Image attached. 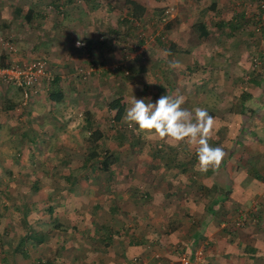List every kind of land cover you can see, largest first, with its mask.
Here are the masks:
<instances>
[{
  "label": "crops",
  "instance_id": "0c3cea01",
  "mask_svg": "<svg viewBox=\"0 0 264 264\" xmlns=\"http://www.w3.org/2000/svg\"><path fill=\"white\" fill-rule=\"evenodd\" d=\"M134 1L144 8L139 21L146 30L139 43L143 53L118 52L104 39L96 59L78 45L90 35L98 40L94 29L114 24L117 14L129 18L127 0H81L72 5V0H0V63L45 58L52 74L28 101H22L20 89L0 83V172L3 168L12 174L10 179L3 176L1 185V225L6 234L18 236L7 240L3 253L9 264L53 258L66 264H134V259L138 264H176L174 249L192 250L201 234L207 244L204 264L261 262L244 251L249 245L257 248L255 256L263 254L264 264V181L247 167L249 161L264 163L261 0ZM64 7L91 16L55 19L52 9ZM205 8L203 22L209 34L199 37L193 23ZM151 30H156L153 35ZM7 42L13 44V52ZM175 62L180 67L171 68ZM124 69L130 73L124 75ZM89 71V84L81 85L79 77ZM52 90L60 91L61 99H50ZM167 94H183V107H202L214 117L209 143L227 153L218 170L200 172L197 158L177 162L197 157L195 148L146 137L134 128L126 147L131 152L115 154L131 158L132 164L119 165L118 158L108 170L86 166L91 176L74 177L70 173L81 165L50 163L32 168L37 176L26 184L18 179L29 152H70L76 149L71 140L81 141L85 132L93 145L103 139L106 148L117 149L115 140L124 137L114 124L125 123L132 97L154 103ZM116 98L124 108L120 121L114 120L116 110L109 105ZM70 110L80 117L72 124L60 117L70 115ZM134 141L144 152H132ZM161 142L168 144L169 152L152 154L155 143ZM136 159L147 165L141 169ZM139 192L147 199L141 201ZM258 196L263 202L259 231L251 219L234 241L227 240L220 227L225 218L221 212ZM151 249L169 261L154 263L148 256Z\"/></svg>",
  "mask_w": 264,
  "mask_h": 264
},
{
  "label": "rangeland",
  "instance_id": "374dc122",
  "mask_svg": "<svg viewBox=\"0 0 264 264\" xmlns=\"http://www.w3.org/2000/svg\"><path fill=\"white\" fill-rule=\"evenodd\" d=\"M81 2V0H72V2H70V5L72 4H75L76 2ZM53 10V15H54V18L57 19L58 18H61V16L63 18H65L64 20L66 19H69L71 20L72 18H78L79 16H91L90 12L88 11H85L83 13L79 12L80 14H78L77 11H75V9H73L72 7V11L70 10H67L65 7L64 8H58L56 10L52 9ZM108 13V12H106ZM72 14L74 15H79V16H74L72 17ZM57 16V17H56ZM117 21H114V24H100L99 25V28L98 29H94L96 30L95 33H98L96 34V36H100L99 38H104L105 39V43H109L111 45H114L113 46V49L118 51V52H122L121 50H124L125 52H133L134 49H133V46L136 45L137 43H141V40L143 38H145V34H146V30L144 29V25H141L139 24L138 26L137 25H133V23L131 22L130 23V19H128L127 17L123 16L122 14H117ZM93 19V17H91ZM61 20V19H60ZM94 25V24H93ZM156 30H151V35H153V33L155 32ZM141 33L144 34L143 36H141ZM87 38H94L92 37V35L88 36ZM86 39V38H85ZM112 39H114L115 41L112 42ZM101 40V39H99ZM13 52V51H11ZM140 53L138 50L136 51V53ZM134 53V52H133ZM95 54V55H94ZM101 52H93V55L96 59H99L98 56H100ZM93 57V58H94ZM40 58V57H39ZM40 59H44L45 58H40ZM19 62L22 64L23 62L19 60ZM27 62V61H26ZM94 67V66H93ZM90 66H89V70H90ZM49 71V70H48ZM89 76H90V73H82V75L79 77L80 78V81L81 82V85H84V84H87L88 81H89ZM92 77V76H91ZM43 79L47 80V79H52V74H51V71L49 72V75L47 77H44ZM77 79V78H76ZM92 79V78H91ZM78 81V80H77ZM89 84V83H88ZM41 85H42V82L40 84V88H41ZM40 90V89H39ZM39 90L36 92V94H38ZM22 94V93H21ZM36 94H31L30 97H33L34 95ZM23 95V94H22ZM31 99V98H30ZM22 101H25L24 99ZM28 101V100H26ZM70 112V115H64L63 116V113L60 114V117L63 118V120H66V121H69L70 124H72L73 122H77V119L80 118L77 113H74L73 111H69ZM121 128L118 127V130L121 132L122 136L124 137L123 139H121L122 137L121 136H118L120 138L116 139L115 140V143H117V149L113 150L112 152L114 154H118L120 152H131L129 149H126L127 147V144H131V138L134 137V133H133V129L134 128H129L127 123H121ZM74 128L77 127V125H73ZM76 126V127H75ZM113 128V127H111ZM119 131L117 132V134L119 133ZM89 135L85 132V136H83L81 139V141H77V140H71V144H74L76 149H71L70 152H41L40 154H37L36 152H29L30 156L28 157L27 161L26 162H23L21 164H23V167H22V171L24 172H21V176H18V179L21 181V182H24V184H26L27 182L31 181L33 177H36L37 175H34L32 171V168H45L47 164H61V165H65V164H69L70 166H75V165H83L84 164V156L86 154H88V151L89 150H92L93 147L94 149L100 153V156L103 154L101 152V147H108V146H105L106 143L103 141V139L100 140V142H96V145L94 146L93 144V141H89ZM140 144H137V142H133L132 143V146H134L135 148H133V151L132 152H144L143 148H140L139 149V146ZM159 145H161V148L158 147ZM131 146V147H132ZM73 148V147H71ZM156 148V152L152 153V154H155L160 152L161 154H165V153H168L169 150L168 148H170L168 146L167 143L165 142H161V143H155V147ZM160 148V149H159ZM36 151V149H35ZM173 151V150H172ZM17 153V152H16ZM64 156V160H62V157ZM99 156V157H100ZM97 158L95 161H92V162H89L87 165H89V167L91 168H96L98 169L99 168V160L102 159L101 158ZM125 157H128L127 155H125ZM263 157V156H262ZM121 159V162H118V164L120 165V163L123 165L124 164H132L131 162V158H123V157H118ZM194 158H197V157H194V154L192 157H189L188 159L185 157V158H179L177 159V162H181L182 160H185L184 162H189L190 159H194ZM17 159H20V155H18ZM142 161H144L142 159ZM243 161V160H242ZM20 163V162H18ZM138 165H141L140 168L143 169L144 166L143 165H147V164H144L145 162H138L137 159H136V162ZM177 166H180L179 164ZM259 165L255 164V163H252V161H249V166L248 169L252 170L254 172V176L258 179H260V181H263L264 180V163L262 165ZM31 168V169H30ZM28 169V170H27ZM94 171V170H93ZM91 172V171H90ZM89 176L92 175V173H88ZM119 175L122 176L123 178V173H119ZM1 178V176H0ZM1 180L3 181V178H1ZM0 186H1V183H0ZM26 188H24L25 190L29 187L27 186H24ZM2 189L0 187V210H2ZM139 195V199L142 201V200H146L147 199V195L144 194L143 192H139L138 193ZM261 197H253V198H248L245 200L244 204L242 206H239V207H229V209H224L223 212H224V217L226 218V221L224 220V222L226 223L227 227L226 229L228 231H231V229H229V226L233 225V219L235 220L239 214L241 213L242 215L245 214L247 215V219L248 217L251 218L250 215H252V211H254L255 213L259 214V213H262L263 211V202L260 200ZM115 200H117L118 202L120 201L118 198H115ZM257 202L258 203V206L255 210H253V205L252 203L253 202ZM145 205V203H144ZM230 215L229 217L227 215ZM232 219V220H231ZM252 219V218H251ZM250 219V220H251ZM231 220V221H230ZM246 221V219H245ZM244 221V222H245ZM260 221V220H259ZM256 218L254 220V229H256L257 231H259V228L261 227V223L259 222ZM3 222L0 221V252H3V249L5 244H7V240H15L18 236L17 234L15 235H11V232H8L7 234L5 232H3L2 230V224ZM204 224V223H203ZM216 224L218 225V223L216 222ZM248 224H245V226H241L243 228L247 227ZM249 225H252V222L249 224ZM221 227V226H220ZM258 227V229L256 228ZM250 230V229H249ZM16 232V231H14ZM237 234H238V231L236 232V237H237ZM234 235V236H235ZM12 244V243H11ZM200 243H199V247H200ZM199 247H195L197 248V252H202L203 249H205L203 246H201V248ZM195 248L193 247L192 248V251L195 250ZM199 248V249H198ZM203 248V249H202ZM202 249V250H201ZM2 250V251H1ZM182 253V254H181ZM183 253L184 252H180V253H174V255L176 256V259H177V263L176 264H185L187 262V256H183ZM196 254L195 255V259L197 262L201 263V264H204L202 258H201V254ZM2 254V253H1ZM7 254V253H4V255ZM159 255V256H158ZM6 256V255H5ZM148 256L149 258L151 259V261L153 260H156L154 261L155 262H158V261H165V260H168V258H164V260H162V254H158V252L154 249H151L149 252H148ZM7 258V256H6ZM179 260V261H178ZM138 259H134L133 262L134 264H138ZM31 262V260L27 261L26 264H29ZM139 262H142V261H139ZM259 264H261V262H257ZM0 264H9V261L7 260H3V261H0Z\"/></svg>",
  "mask_w": 264,
  "mask_h": 264
},
{
  "label": "clouds",
  "instance_id": "9594fccd",
  "mask_svg": "<svg viewBox=\"0 0 264 264\" xmlns=\"http://www.w3.org/2000/svg\"><path fill=\"white\" fill-rule=\"evenodd\" d=\"M170 67L178 68L180 65L175 62ZM185 102L183 94L162 95L154 103L150 99L133 96L123 120L129 128H135L146 137L194 147L198 161L196 168L200 172L218 170L227 153L222 147H212L209 143L215 119L205 108L189 110L183 107Z\"/></svg>",
  "mask_w": 264,
  "mask_h": 264
},
{
  "label": "trees",
  "instance_id": "16d2710c",
  "mask_svg": "<svg viewBox=\"0 0 264 264\" xmlns=\"http://www.w3.org/2000/svg\"><path fill=\"white\" fill-rule=\"evenodd\" d=\"M127 3L128 4H130L131 5V16L128 18V19H130V21L133 23V25H135V22H137V21H140V17H141V15H142V13L144 12V8L140 5V4H138L136 1H134V0H127ZM207 9L208 8H205V9H203V10H201L200 11V13L199 14H197V18H196V20L194 21V23H193V29H194V31L197 33V35L199 36V37H207L208 36V34H209V32H208V30L206 29V27H205V25H204V22H203V18H204V15H205V13H206V11H207ZM94 40H96V41H94ZM94 40H92L91 38H86L85 40H82L81 42H80V44H79V47L80 48H82L83 49V51H85V54H86V56L87 57H89V55H93V52H98L99 50H97L98 49V47H99V45L101 44L100 42H102V41H104V38H102L101 40H99V38H98V40L97 39H94ZM9 41V40H8ZM8 44H11L12 46H13V44L11 43V42H7ZM137 45V47H140L141 46V44H139V43H137L136 44ZM14 47V46H13ZM134 49V48H133ZM134 51H136L135 49H134ZM143 51H144V49L142 50V53H143ZM31 60H34V59H31ZM31 60H28V61H31ZM42 60H44V59H42ZM27 61V62H28ZM45 61V60H44ZM14 62H17V63H19V64H21L19 61H16V60H8L6 63H0V65H8V64H12V63H14ZM47 64V63H46ZM91 65H93V64H91ZM91 67V66H90ZM91 71H89V73H90ZM126 72V70L124 69L123 70V74L124 75H128L130 72L128 71V73H125ZM44 81H45V79H43ZM43 80L41 81L42 83H43ZM40 89V88H39ZM20 92H21V90H19ZM22 93V92H21ZM60 94V91H57V90H52V92H50L49 93V98L50 99H52V100H55V101H58L59 99H61V98H58V95ZM21 97H22V100L24 99V97H23V95L21 94ZM31 97H28L26 100H29ZM25 100V99H24ZM25 100V101H26ZM109 105H110V107L111 108H114L115 110H116V113H115V116H114V120L115 121H120V118L122 117V114H123V105L120 103V98H116V99H113L110 103H109ZM117 123H115L114 125L116 126V128H117V130H118V127H120L121 128V125H120V123L119 124H117ZM119 131V130H118ZM96 132V131H95ZM95 132H93V133H95ZM120 132V131H119ZM121 133V132H120ZM97 135H99V136H101V133H99V132H97ZM96 135V137L98 138L99 136H97ZM93 139H95L96 140V138H93ZM95 146V145H94ZM158 147H160L161 148V145H159ZM159 148V149H160ZM101 152L103 153L101 156H100V153L99 152H97L95 149H94V147H93V149L92 150H89L88 151V154H86L85 156H84V164L83 165H81V168H75V170L73 171V172H71L70 173V175L71 176H73L74 175V177H77V176H83V174L84 175H86L87 173H85V171H86V164H88L89 162H92V161H95L99 156V158H101L102 157V159L101 160H99V168L100 169H102V170H108L109 169V167L111 166V165H113V164H115L117 161H118V157L111 151V150H109L108 148H106V147H101ZM85 167V168H84ZM87 167H89V165H87ZM83 168V169H82ZM2 170V172H0V176H1V178H3V176H8V179H10V177H11V173H4V171H3V168L1 169ZM83 171V172H82ZM77 175V176H76ZM88 175V174H87ZM255 177V176H254ZM1 178H0V183H1V185H2V180H1ZM256 178V177H255ZM256 179H258V178H256ZM258 180H260V179H258ZM264 181V180H263ZM1 187V186H0ZM214 188H215V186H213ZM2 189V188H1ZM2 191H3V189H2ZM1 191V192H2ZM3 193V192H2ZM226 194H223V197L224 196H227V194L229 193V191L228 190H226V192H225ZM146 194V193H145ZM221 199H224V198H221ZM220 201V200H219ZM218 201H216L214 204H216ZM213 206V205H212ZM212 206H210L209 207V212L210 213H213L214 211L212 210ZM218 210H220V207H218ZM224 214V212L222 211L221 212V215H223ZM260 215H261V213H259V214H257V213H255L254 211H252V215H250L251 216V218H252V220L254 221L255 220V218L258 220V218L260 217ZM2 218H3V215H1L0 214V221H2ZM251 218H249L248 217V219H247V217L245 218L246 219V221L244 222H242V224H240V225H237L236 223H237V221H238V219H239V216L234 220L233 219V225H231V226H229V229H231V231H228L227 229H226V227H227V225H226V223L224 222V220L226 221V218H223V219H220L221 221H220V224L221 223H223V226H221L222 227V229H223V231L225 232V235L227 234L228 235V239L227 240H229V241H234V239L236 238V232L237 231H239L240 229H242L244 226H245V224L251 219ZM232 220V219H231ZM230 220V221H231ZM244 225V226H243ZM241 226H243V227H241ZM235 235V236H234ZM199 236H201V240H200V247H199V243L197 244V245H193L194 246V248L195 247H199V248H201V246H203L205 249H201L202 250V252H201V258L204 260V257H205V251H206V248H207V244H205V238H204V236L203 235H201V234H199ZM198 248V249H199ZM197 248H195V250H188V252H186L185 250H186V247L184 246V247H176L175 249H174V252H176V253H180V252H184L183 253V256H187V263L186 264H201V263H199V262H197L196 261V259H195V255H196V252H197V250H196ZM247 251L248 253H251L252 255H251V258L252 259H255V260H261V264H262V259H263V254H261V255H254L256 252H257V248H255V247H252V246H245V248H244V251ZM245 251V252H246ZM2 253V254H1ZM4 253L3 252H0V261H3V260H7V258H6V256L5 255H3ZM182 254V253H181ZM8 261V260H7ZM43 261H55V262H61V263H63V264H66L61 258H53V259H51V260H39V261H34V262H30L29 264H38V263H40V262H43ZM257 264H259V263H257Z\"/></svg>",
  "mask_w": 264,
  "mask_h": 264
},
{
  "label": "built area",
  "instance_id": "2783aa9c",
  "mask_svg": "<svg viewBox=\"0 0 264 264\" xmlns=\"http://www.w3.org/2000/svg\"><path fill=\"white\" fill-rule=\"evenodd\" d=\"M258 7L263 11L264 10V0H261L258 4ZM172 10V8L166 9L165 14H169V12ZM262 18H264V14L261 15ZM135 25H139V21L135 22ZM144 34L141 33V36ZM7 47L10 51H14V47L11 44L7 43ZM133 48L140 53H142L143 45L140 47H137V45H134ZM253 62L255 64L258 63L257 59H253ZM125 73H128V70H126ZM49 75V71L47 68V64L44 60L40 58H35L34 60L24 62L22 64H19L17 62H14L12 64L8 65H0V83L13 85L17 89H20L24 99L26 100L28 97H30L31 94H36V92L39 90V86L41 84V81L44 77H47ZM253 210H255L258 206L257 202H253ZM247 215L245 214H239V219L237 221V225L242 224V222L245 220ZM198 252H196L197 254ZM199 255L201 252L198 253ZM38 264H63L61 262H55V261H43Z\"/></svg>",
  "mask_w": 264,
  "mask_h": 264
}]
</instances>
